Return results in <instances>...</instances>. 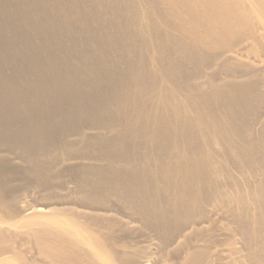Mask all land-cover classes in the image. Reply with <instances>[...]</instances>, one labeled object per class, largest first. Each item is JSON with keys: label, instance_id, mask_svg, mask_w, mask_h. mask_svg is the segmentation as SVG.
<instances>
[{"label": "bare ground", "instance_id": "obj_1", "mask_svg": "<svg viewBox=\"0 0 264 264\" xmlns=\"http://www.w3.org/2000/svg\"><path fill=\"white\" fill-rule=\"evenodd\" d=\"M100 1L0 0V264L20 240L57 264H264V61L209 91L182 66L264 44V0ZM138 11L165 25L152 73ZM18 175L41 189L11 198Z\"/></svg>", "mask_w": 264, "mask_h": 264}, {"label": "rangeland", "instance_id": "obj_2", "mask_svg": "<svg viewBox=\"0 0 264 264\" xmlns=\"http://www.w3.org/2000/svg\"><path fill=\"white\" fill-rule=\"evenodd\" d=\"M107 0H101L100 3H106ZM134 3L138 6V0H134ZM134 4V5H135ZM162 10H166V6L161 3ZM125 10V9H124ZM139 12V11H138ZM137 12V13H138ZM134 14L132 12V19H134ZM104 15L108 17V19H115L114 18V13H111L110 10L105 11ZM91 23V26L95 27L97 31L100 34H107V30H112L116 31L115 28H111L110 25L106 26H101L99 23L95 22L92 17L88 18ZM138 24L135 25L132 21V26L131 29L134 32V30L140 29L142 31V34L138 38V44L141 49V52L143 53V59L149 66V73H152L153 71L156 70V64L154 62V57L156 53V40L154 39V34H158L160 38H162L163 31H164V23L161 20V18H157L152 12H147L145 14H142L139 12L137 18ZM135 19V20H136ZM126 20H131V16L126 15L125 18L123 19V23H126ZM169 23L173 24L174 20H167ZM255 28L258 27V21L256 20L254 22ZM106 27L109 28L106 30ZM144 29V30H142ZM132 32V33H133ZM176 35H179L176 32ZM164 42H167L164 38L162 39ZM191 42V41H189ZM158 40V44H159ZM227 45H224L221 48H218L213 53L205 52L204 58L199 57L198 63L189 66L186 61L182 62V66L184 69H188L187 71L190 72V75L194 74V79H192V83L195 84H202V89L203 91H209L211 90L212 84H217V85H227L228 79L224 75V70L227 72L231 73V70L234 73L235 77V71L236 72H242L250 68L251 65L255 62V60L259 61H264V44L260 45L259 43L253 42V41H248L246 36H242V38H239L237 41H235V37H230L227 40ZM164 44V43H163ZM236 50H239V52H235ZM238 53H241L242 55H236ZM171 58L177 59L180 56V52H178L177 49L172 50V52L169 53ZM264 65V64H263ZM264 67V66H263ZM206 73V75H205ZM232 74V73H231ZM233 78V77H232ZM212 80V82L210 81ZM235 81V79H233ZM160 83V82H159ZM230 85V84H229ZM264 87V86H263ZM264 92V88H263ZM214 98H212L213 100ZM216 101V100H215ZM153 100L148 102V106L152 105ZM179 102H182L181 98L179 99ZM214 104V101L212 102ZM221 105V106H217ZM217 105L214 104L210 112H224V107L225 103L221 99L219 102H217ZM155 106V107H154ZM157 105H153L151 107L152 112H156ZM116 108L112 106V111L114 112ZM190 104L187 102L183 104L182 106V112H195ZM172 112V111H169ZM258 112H264V104L261 105V108L259 109ZM61 159V157L58 158V160ZM25 166V165H24ZM24 166L19 167L20 174L24 175L25 168ZM60 168V167H59ZM29 170V169H28ZM56 176L53 178L51 181L54 182V185L59 186L62 183L61 177L63 175V172L60 169H56L55 172ZM66 174V173H65ZM65 179V178H64ZM67 181H70L65 179L64 182L66 183ZM39 183L36 179V177L31 176V178H28L27 180H23L22 176H17V179H15L13 185L15 186V191L10 193L9 195L11 198H19L22 196L25 192L31 190V189H41V185L37 184ZM57 192V193H56ZM56 196L57 197H64L67 193V191H64L62 187L56 190ZM38 197V199H37ZM36 198L33 197L32 199H36V201L39 202L42 201L43 199H39V196ZM43 198V197H42ZM34 200H31V202H35ZM57 200V199H56ZM56 200H43L46 203L49 201H53V203H56ZM41 203H44V202ZM51 203V204H53ZM133 243H136L139 245V248L137 249L138 254H146L149 255L153 252V250H149L147 246H145L144 241L139 238L138 236L134 237L132 239ZM11 254H9V257ZM23 257L24 260L23 261ZM22 259V260H21ZM8 264H57V261L54 259L50 258H45L44 256L40 255V250L38 244H36L33 240L31 243H18V248H16V256L12 255L11 261Z\"/></svg>", "mask_w": 264, "mask_h": 264}]
</instances>
